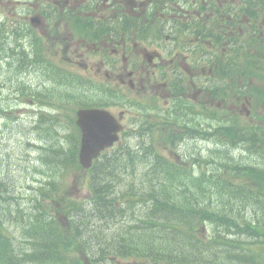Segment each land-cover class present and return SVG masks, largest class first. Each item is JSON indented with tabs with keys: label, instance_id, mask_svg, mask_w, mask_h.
<instances>
[{
	"label": "trees",
	"instance_id": "16d2710c",
	"mask_svg": "<svg viewBox=\"0 0 264 264\" xmlns=\"http://www.w3.org/2000/svg\"><path fill=\"white\" fill-rule=\"evenodd\" d=\"M52 191H57V189ZM51 192L41 190L42 200L54 199ZM42 200L36 199L34 202V207L29 212V215L33 217L30 218L31 224L26 231V234L30 238L35 239L34 245L37 248L31 254L19 253L15 250H0V264H26L28 262L34 264H74L68 260V254L66 252L69 248H64L63 246L67 244L68 241L69 243L72 242L76 238L78 231L79 235H81L82 231L74 225H71V227L66 230V232H69V235L59 227H56L54 231L52 220H45L42 216L47 209ZM93 200H95L93 202V207H97L99 204L100 214L102 215L104 211H106V201L103 197H100V195L94 196ZM88 211L89 210L87 209L86 212ZM74 212H81V208L74 203L67 205L64 209V213L67 216ZM79 216H81V214ZM1 228L2 225L0 219V248L9 246L7 240L2 236ZM232 242L236 243L237 241ZM129 255L142 260L152 258L147 254L140 253H130Z\"/></svg>",
	"mask_w": 264,
	"mask_h": 264
},
{
	"label": "water",
	"instance_id": "95a60500",
	"mask_svg": "<svg viewBox=\"0 0 264 264\" xmlns=\"http://www.w3.org/2000/svg\"><path fill=\"white\" fill-rule=\"evenodd\" d=\"M102 114L103 113H81L80 114V119H79V124L82 127L84 131V138H83V144H82V152H81V160L82 163L86 166L90 165L92 158L96 155L95 153L98 152V150L102 149L103 147L101 146L102 144H107L108 140L106 137H102V141H100V135H103L100 133L101 129L96 127L97 131L100 133L98 134V141L96 143H93V140L90 138L88 132H87V127H88V120H95L96 123L100 126L103 123L102 120ZM103 131L107 132L108 130L105 127H101Z\"/></svg>",
	"mask_w": 264,
	"mask_h": 264
},
{
	"label": "rangeland",
	"instance_id": "374dc122",
	"mask_svg": "<svg viewBox=\"0 0 264 264\" xmlns=\"http://www.w3.org/2000/svg\"><path fill=\"white\" fill-rule=\"evenodd\" d=\"M31 81H35V78L32 77ZM44 108H47L45 106H43ZM27 109V108H26ZM27 111V110H26ZM32 112H35L34 110H29L25 113V115L28 114V117L26 118V121H34L35 115L31 114ZM38 113H40L39 109L36 111ZM57 112L59 113V111L57 110ZM62 112V111H61ZM60 114V113H59ZM24 115V116H25ZM61 115V114H60ZM62 116V115H61ZM70 149L69 145H65V150L68 151ZM19 151V150H18ZM113 156V155H111ZM10 173H12V171H9ZM14 173V172H13ZM82 172H78V173H71L67 176V181L65 183V185L67 186V191L68 194L70 195V193L74 194L75 196L79 197V198H84L86 196H88L89 194H92V191L90 189L87 188V184L82 185L79 182H75L74 181V176L75 175H82ZM16 175H19V173H16ZM20 180V179H19ZM102 182V181H101ZM104 184V183H103ZM82 256V255H81ZM76 257V256H75Z\"/></svg>",
	"mask_w": 264,
	"mask_h": 264
},
{
	"label": "flooded vegetation",
	"instance_id": "af4514ba",
	"mask_svg": "<svg viewBox=\"0 0 264 264\" xmlns=\"http://www.w3.org/2000/svg\"><path fill=\"white\" fill-rule=\"evenodd\" d=\"M95 25H96V27H97V28H100V26H99V24H98V23H95Z\"/></svg>",
	"mask_w": 264,
	"mask_h": 264
}]
</instances>
